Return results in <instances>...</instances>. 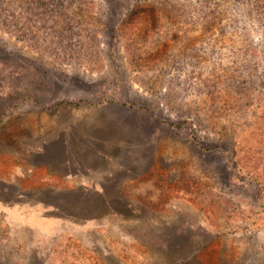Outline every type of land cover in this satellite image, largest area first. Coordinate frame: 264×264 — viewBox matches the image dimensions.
Returning <instances> with one entry per match:
<instances>
[{
	"label": "rangeland",
	"instance_id": "374dc122",
	"mask_svg": "<svg viewBox=\"0 0 264 264\" xmlns=\"http://www.w3.org/2000/svg\"><path fill=\"white\" fill-rule=\"evenodd\" d=\"M93 1L0 0V264H264V13Z\"/></svg>",
	"mask_w": 264,
	"mask_h": 264
},
{
	"label": "trees",
	"instance_id": "16d2710c",
	"mask_svg": "<svg viewBox=\"0 0 264 264\" xmlns=\"http://www.w3.org/2000/svg\"><path fill=\"white\" fill-rule=\"evenodd\" d=\"M143 1L137 0V4L133 5L131 8L128 6L127 20L134 22L135 18H141V21L145 23L149 20L151 23L149 25L156 26V14L159 9L164 7V2H160V6L158 7L153 3L148 2L147 4L142 3ZM91 3L95 6V2L93 0H43V6L45 9L52 10V13L60 12V16H63V12L69 9L72 6H77L80 8H85L87 5ZM165 3H172L171 1H166ZM252 7L255 8L258 12L264 13V0H251ZM150 17V18H149ZM132 26V25H131ZM133 28V27H132ZM146 29V25L144 26Z\"/></svg>",
	"mask_w": 264,
	"mask_h": 264
}]
</instances>
